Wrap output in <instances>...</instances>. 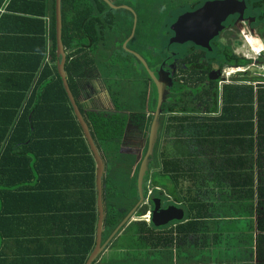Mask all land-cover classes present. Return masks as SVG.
I'll use <instances>...</instances> for the list:
<instances>
[{
    "label": "trees",
    "instance_id": "obj_1",
    "mask_svg": "<svg viewBox=\"0 0 264 264\" xmlns=\"http://www.w3.org/2000/svg\"><path fill=\"white\" fill-rule=\"evenodd\" d=\"M49 1V53L43 41L17 89L10 95L6 88L0 91V264H86L96 246V162L57 70L56 0ZM39 3L46 7L48 0ZM202 3L140 0L129 48L154 52V65L173 59L170 51L185 61V48L170 45L171 26ZM133 19L102 0H62V41L69 51L65 73L105 165L103 242L139 201L138 173L153 117L148 127L139 128L147 131L143 149L125 151L128 126L139 121L133 113L157 106L149 74L144 69L140 73L134 66L140 61L123 48ZM214 55L215 50L207 52V57ZM227 58L231 67L249 64L233 55ZM87 70H98L104 79L113 112L87 110L79 103L77 82ZM121 70L129 71L127 78ZM245 81L227 84L221 92L217 86L204 90L184 76L176 82L163 110L172 107L181 114L160 119L166 126L158 129L144 179L149 204L139 207L135 217L146 216L153 199H160L165 206L183 209L185 218L159 228L152 218L130 222L107 247L121 251L120 256L107 260L101 255L94 264H206L199 247L228 240L224 232L213 234L212 226L221 230L228 224L229 172L238 163L231 145L236 150L243 137L254 134L255 122H264V79ZM187 96L196 100V107L202 102L205 114L182 113L189 105ZM122 234L128 240L125 247L119 244Z\"/></svg>",
    "mask_w": 264,
    "mask_h": 264
},
{
    "label": "crops",
    "instance_id": "obj_2",
    "mask_svg": "<svg viewBox=\"0 0 264 264\" xmlns=\"http://www.w3.org/2000/svg\"><path fill=\"white\" fill-rule=\"evenodd\" d=\"M39 1L45 0H0V91L6 88L5 95L17 89L21 75L31 65V55L37 53L43 41L49 53L50 1L46 7ZM77 85L78 101L85 109L114 111L98 70H87ZM99 100H105L107 105ZM254 128V134L243 137L236 150L231 145L232 157L238 158V163L229 172L228 224L221 230L212 226L213 234L224 232L228 240H215L218 246L215 242L204 249L199 247L206 264H264V122H255Z\"/></svg>",
    "mask_w": 264,
    "mask_h": 264
},
{
    "label": "water",
    "instance_id": "obj_3",
    "mask_svg": "<svg viewBox=\"0 0 264 264\" xmlns=\"http://www.w3.org/2000/svg\"><path fill=\"white\" fill-rule=\"evenodd\" d=\"M111 8L116 9V7L109 0H102ZM129 9L128 7H123ZM246 10V3L244 1L238 0H223V1H210L206 2L200 9L186 13L180 16L177 21L171 26V31H173L174 38L171 39L170 45L178 44L184 45L189 42L195 44L196 46L212 51L211 41L219 36L223 31V23L226 22L229 16L239 14L241 19H244V13ZM56 44H57V70L62 79L64 89L68 96V99L74 110V114L80 124L82 131L84 133L85 139L90 147L93 154L94 160L96 162V189H97V209H98V223L96 232V246L89 256L86 264H94L95 261L103 254L105 249L110 245L111 241L118 235L121 229L135 221L134 216L139 207L146 203V198L144 195V179L146 173L149 170V165L151 163V156L153 155L155 145L158 138V120L162 112V106L165 103L166 92L165 88L173 87V81L170 77V73L164 70H160L158 78L149 69L147 62L136 52L128 50L130 54L135 56L145 67L147 73L149 74L152 81L156 84L158 90V101L157 107L154 114V119L149 132L148 139V149L146 155L140 165L137 187L139 194V201L132 211L125 217V219L120 223V225L115 229L112 235L103 242V223H104V205H103V176L105 172L104 161L97 149V146L92 138L90 129L84 120V117L77 105L76 99L69 87L67 76L65 73V65L67 62L68 51L65 50L62 41V0H56ZM137 26V17L135 16L134 27L130 38L125 42L124 48L127 47L128 42L134 37ZM164 85V87L162 86ZM154 209L151 212L152 223L155 227H164L172 222H181L185 218V211L178 208L176 205L169 206L166 209H162V201L160 199L153 200Z\"/></svg>",
    "mask_w": 264,
    "mask_h": 264
},
{
    "label": "flooded vegetation",
    "instance_id": "obj_4",
    "mask_svg": "<svg viewBox=\"0 0 264 264\" xmlns=\"http://www.w3.org/2000/svg\"><path fill=\"white\" fill-rule=\"evenodd\" d=\"M109 1L116 7V9H114V10L119 11L123 15V17L132 16L134 18L133 19V27H134L135 16H136L137 17V26H138V13L136 11V6H138L140 0H109ZM197 1H202L203 3L199 6H196L193 9L185 11L180 16H182L186 13H191V12H194V11L200 9L206 2L223 1V0H197ZM238 1H244L246 3V10L244 13V19L239 20V18H240L239 14H235V15L229 16L227 18L226 22L223 23V26H224L223 31L219 34V36L217 38L212 40L210 43L211 47H212V51L215 50V55L213 58L207 57L208 50L200 48V47L196 46L195 44L189 42L187 44L180 45V46L184 47L186 52H187L185 61H181L180 58H175L176 53H174L173 51H170V54L173 56V59H171V60L163 59V61L159 65H154L153 64L154 57H155L154 52H153V55H148V54L142 52L141 49L136 48L133 50V49L129 48L130 43L134 39L135 35L128 42L125 50L128 53H129L128 50H131V51H134L137 54H139L147 62L149 69L154 73V75L157 78H158L157 73L161 69L170 73V77L173 81V87H171L169 89L165 88V91H167V92H166V99H165L164 105L171 100L172 89H174L176 82L179 79H181L182 76L188 78L189 80H191V79L195 80L196 85H199V87L202 89H204L205 87H208V86L209 87L217 86L220 91H222L223 87L225 85H227L225 82V78L228 76L227 71L230 68H232V69H234V68L235 69H238V68L241 69L242 68L243 69V70L238 71V72H242L240 74H242L241 76H243V78L241 80L236 79L234 81L236 84L244 83V82H246L244 79L250 78L248 75H249V72L253 66L252 59L248 58L246 54H243L240 52L239 53L235 52L233 49V45H234V41H236L238 38L237 34L242 31L243 27H246L248 32L255 33L258 35V37L264 38V0H238ZM123 7H128L129 9H125ZM124 26L127 27L128 24L125 22ZM137 26H136V30H137ZM133 27H132V30H133ZM131 34H132V32H131ZM172 34H173V36L170 38V40L172 38H174L175 34L173 33V31H172ZM260 34H262V35H260ZM124 44H123V48H124ZM212 51H209V52H212ZM228 54L233 55L236 58L246 59L249 62V64H247V66H245V67L228 66L227 64H225V61H227V59H228L227 58ZM262 62H263V59H262V61H260L259 59L257 60V63H262ZM134 66L138 69V71H140V73H142V69H144L147 72V70L145 69V67L142 65L141 62H140V64L135 62ZM194 67L196 68L197 71L193 69ZM207 68H210L208 73H207V80L201 82L202 74H204L206 72ZM227 82H228V84H232V82H230V83H229V81H227ZM162 86L164 87V85H162ZM149 87L151 89L150 91H152V92L154 90L157 91V101H158V90H157L156 84L152 81V79H151V82L149 83ZM187 98H188L187 103L189 104L188 105L189 107L186 105L185 108H187V109H185L184 112H182V113L186 114L187 116L205 114L206 108H204V106L202 105L203 104L202 102H199L202 106L197 105V107H196L193 104V102L196 100L194 99L193 101H191V98L189 96H187ZM163 106H162L161 115L159 116V120H158V129L166 126L165 124H162L160 122V119L162 116L170 117V116H175L177 114H181L180 112H177L176 108H172V107L168 108L167 110H163ZM170 110H172V111H170ZM155 111H156V108L154 111H152L150 109V106L146 105L144 108H140L139 111L134 112L133 114L138 116L139 121L134 123L133 128L139 129V128L148 127V121L151 117H153V119H154ZM152 122H153V120H152ZM151 125H152V123H151ZM151 125H150V128H151ZM148 204H149V202H148ZM167 207H169V206H165V204L162 202V209H166ZM153 209H154V206L153 207L151 206V212L153 211Z\"/></svg>",
    "mask_w": 264,
    "mask_h": 264
},
{
    "label": "rangeland",
    "instance_id": "obj_5",
    "mask_svg": "<svg viewBox=\"0 0 264 264\" xmlns=\"http://www.w3.org/2000/svg\"><path fill=\"white\" fill-rule=\"evenodd\" d=\"M237 36H238V38L236 41H234V45H233L234 51L237 53L240 52V53L246 54L247 57L251 58L252 62H253L252 69L250 68L251 70H250L248 76L250 78H264V38L258 37V35L255 33L248 32L246 27H243L242 31L240 33H238ZM210 56H211V54H210ZM258 59L260 61H262V59H263V62L257 63ZM121 71L123 74L122 77L127 78L129 71H127V70H124V71L121 70ZM227 72H228V76L225 78L226 84H228L227 81H229V83L232 82L235 84L234 81L236 79L241 80L243 78V76H241L242 74H240L242 72H238L237 69L230 68ZM246 79H248V78H246ZM99 101H100V104H103V106L107 105V102L105 100H99ZM95 107H97L96 109H98L97 104ZM134 123H135V121L133 120V122H131L130 125L128 126V129H127L128 133L126 134V137H125V140H124L122 147L124 148L125 151H131V152L139 153L143 149V147L145 146L147 131L144 132L143 130L133 128ZM146 204H148L147 200H146ZM142 219L143 218H136L134 216L135 221L142 220ZM119 241H120L119 242L120 247H122V246L125 247L126 243H128V240L126 238H124V234H122L119 237ZM121 253H122L121 251L113 250L111 248H106L105 251L103 252V254H105L104 259H107V260L119 257Z\"/></svg>",
    "mask_w": 264,
    "mask_h": 264
},
{
    "label": "built area",
    "instance_id": "obj_6",
    "mask_svg": "<svg viewBox=\"0 0 264 264\" xmlns=\"http://www.w3.org/2000/svg\"><path fill=\"white\" fill-rule=\"evenodd\" d=\"M259 57H260V56H259ZM234 69H235V68H234ZM237 70L239 71V70H242V69H239V68H238ZM150 194H151V193H150ZM150 194H149V195H150ZM142 220H144V221H146V222L149 223V222L151 221V213L148 212V214H147L146 216H144Z\"/></svg>",
    "mask_w": 264,
    "mask_h": 264
}]
</instances>
